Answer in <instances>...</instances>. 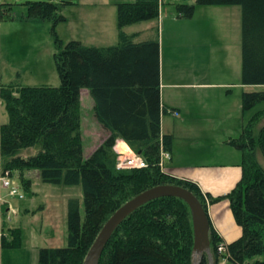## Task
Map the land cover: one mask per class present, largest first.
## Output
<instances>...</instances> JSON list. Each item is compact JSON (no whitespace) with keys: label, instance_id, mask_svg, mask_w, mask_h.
<instances>
[{"label":"trees","instance_id":"trees-1","mask_svg":"<svg viewBox=\"0 0 264 264\" xmlns=\"http://www.w3.org/2000/svg\"><path fill=\"white\" fill-rule=\"evenodd\" d=\"M75 4L73 0L27 1L26 15L49 20L54 26L65 20L63 9ZM230 5L241 8V84L264 86V0H195L192 4H176V11L180 17L191 18L197 6ZM160 6L161 0L118 3L115 45H85L78 40L63 44L55 37L58 86H28L19 79L0 86V100L7 114V121L0 125L2 173L10 177L18 173L25 191L31 187L25 173L36 172L43 183L79 185L83 192V216L77 206L68 210L67 244L39 249L38 264H82L111 214L151 187H184L206 208L194 182L169 175L162 166V154L171 151V136L160 130L159 41L155 37L136 42L135 34L121 30L157 18ZM82 89L89 91L94 117L108 132L86 158L80 134ZM241 103L245 110L264 103V91L243 92ZM262 111L264 108L232 141L242 152L241 178L225 196L241 228L240 237L226 245L225 256L234 264H264L260 258L264 255V131L257 134L255 130ZM117 139L139 153L147 166L117 168ZM27 150L34 153L24 156ZM208 198L210 204L218 200ZM173 202L186 205L178 198H159L130 214L106 244L99 264H188L190 250L187 244L178 242L181 226L170 207ZM9 231L11 238L4 237L1 247L20 244L21 232L16 240L13 234L17 231ZM210 242L215 252L218 243H223L212 227Z\"/></svg>","mask_w":264,"mask_h":264},{"label":"rangeland","instance_id":"rangeland-1","mask_svg":"<svg viewBox=\"0 0 264 264\" xmlns=\"http://www.w3.org/2000/svg\"><path fill=\"white\" fill-rule=\"evenodd\" d=\"M2 1V8L5 6V9H1L0 14V76L2 82L6 83L11 79H20L23 84L28 86H54L60 83L54 60V53L56 52L55 37L59 38L63 44L69 40H80L88 45L93 43H112L114 40L113 30L115 26H117V4H112V1L117 3L129 0H73L77 2V5H68L64 8L62 14L65 20L60 21L54 26L49 20L28 17L26 15L25 2L36 0ZM194 1L195 0H162L161 2L162 6L157 31L159 46L163 48L164 52V69L168 76L171 77L169 73L171 69L170 66L167 65V63H169L167 56L169 57V52H171L170 49H177L179 46L181 48H190L193 51L208 48L209 51L214 50L216 56L212 60L217 63L220 61L218 57H226V55H224V49L228 47L235 62V66L232 64L231 68L227 69L232 79L231 81L236 82L237 80L236 66L238 55L240 56V95L242 94V89H249L248 92L264 91V86H246L242 88L243 85H241L242 16L240 6H197L193 15V20L189 24L185 25L183 21H172V16L174 18L177 14L176 3H194ZM6 8L10 9L6 11ZM217 8L221 9L218 10ZM135 26L134 24L130 27H126V30L132 31L133 28H138ZM98 30H103L104 36H100L101 31ZM198 50L192 53L191 57L188 59L190 65L180 66L178 68L179 77L184 78L186 76L185 78L187 81H191L196 77L200 79L199 76L194 75L201 69V79H209L211 82L218 83L224 82L228 75L221 74L218 69L209 68L210 74L205 71V67L202 63L204 58L200 59V57L197 56ZM234 88V93L237 94L236 88L238 87L235 86ZM80 101V134L83 156L87 157L102 134L98 128L100 125L94 117L93 99L86 89L81 91ZM263 108L264 103L254 105L247 110L242 108L241 121L243 123L246 121L245 123H247L258 110ZM170 114H173L174 117L168 115L169 118L164 121L165 127L163 126L165 131L170 130L174 133V136L171 135V151L168 153L164 152L162 157V166L165 172H167L166 168H170L171 153L173 157L172 160H175V143H178V147L180 146V150L182 149V151H188L192 146L200 143V147H204L203 150L207 148V151L212 154L211 158H207L209 163H222L226 165L225 163H232L235 161L238 162L241 168V150L236 149L237 147L232 145L233 148H230V154H228V147H220L224 140L223 136L227 133V128H223V134L220 132H210L211 129L214 130L216 126L206 124L204 120L200 119L203 118V116L198 112L192 114L193 116L190 118L187 125L178 127L176 125H178L179 117L176 118V116H179V113L171 111ZM259 116L261 117H259L255 123L257 134L264 131V111H262V114H259ZM172 122H174V125ZM242 122H240V128H238L236 122L234 126L231 127V129L235 131L234 136L231 137L235 139H231L230 143L238 138L239 132L242 131L244 127ZM200 131L206 134L200 133ZM172 176L188 181L187 178L181 175ZM39 183V185H37L38 183L34 185L33 190L22 191L26 198L25 201L34 198L32 192L36 193L35 200L33 199L34 206H42L45 208L42 210L43 212L41 214L43 217V225L41 228L39 227L40 217L38 213H35V215L32 216L31 223H27L23 232L21 231L20 244L14 247L20 249L14 256H10L9 251H7V256L2 264H33L34 260L37 263V252L34 253L33 249L29 250L27 243L32 246L43 247H52L53 245L60 247L67 244V210H69L71 206H77L80 214L82 216L84 214L83 192L79 185H51L41 181ZM235 187L236 185L231 186L226 194L228 195ZM201 194L204 197L206 208L208 209L210 199L208 195L203 194L202 191ZM226 194L222 197H220L221 195L217 196L212 194L210 197L213 199L218 198L217 202L225 201L228 203L226 200L227 198H225V196H227ZM5 198L10 205H16V203L20 201L17 196L9 194L8 189L5 191ZM170 207L180 220L182 242L180 240H178V242L180 245L187 244V248L190 250L188 264H191L193 256V228L190 211L186 205L177 202H173ZM228 207L230 208L229 203ZM13 215V223L15 222V224L12 223L13 227H9L7 223H10V221L7 218L9 217V219L12 220ZM16 215H18V210L16 208L13 209V207L7 204L2 205L0 210V218L2 220V222H0V246L2 245V239L6 236H10V228L12 231H17L14 232L13 235H17V238H15L18 240V234L20 232L18 226L20 222ZM29 215L27 214L26 217H29ZM6 219L8 221H6ZM178 236L179 235H177V237ZM10 248L12 247H9V249ZM211 251L213 256H217L216 259L218 263L216 262V264H234L225 256L227 252L225 243H218L216 252L213 250L211 244ZM107 257L108 254L104 255V261ZM260 258L264 259V255Z\"/></svg>","mask_w":264,"mask_h":264},{"label":"crops","instance_id":"crops-1","mask_svg":"<svg viewBox=\"0 0 264 264\" xmlns=\"http://www.w3.org/2000/svg\"><path fill=\"white\" fill-rule=\"evenodd\" d=\"M134 1L135 0H129L125 2H134ZM75 3L77 5V2ZM118 3H123V2L116 3L112 1V4L114 5ZM176 4H180V3H176ZM187 4H192V3H187ZM161 6H160V10H161ZM8 9L10 8H6V11ZM217 9L219 10L221 8H217ZM160 10H159V15L157 18L135 23L136 25L135 27H138V28L136 29L133 28L132 31L126 30V27L131 26V25H128L121 29L122 32L128 35L135 34L136 42H139L145 39L149 40L155 37H157L159 41L157 30H158V21L160 19ZM192 20H193V16L191 18L180 17L178 16V14H176L174 18L172 16V21H178V22L183 21L185 25L189 24ZM98 31H101L100 36H104L103 30H98ZM113 31H114V40L112 43L103 44V43H93L92 42L93 44H89V45H93V46L115 45L118 41V35H119L118 25L115 26ZM83 44L88 45L86 43H83ZM170 50L171 52H169V57L167 56V58L169 59V63H167V65L170 66L171 71H169V73L171 77L168 76V74L166 73L164 69V63H165L163 60L164 52H163V48L162 47L160 48L159 46L160 100H161V105L163 109L162 114H161V120H160L161 133L174 136V133H172V131L170 130L165 131V129L163 128V126L165 127L164 121L167 118H169V116L174 117L173 114H170L171 111H176L179 113V116H176V118L179 117L178 125H176L178 127L187 125L189 123L190 118H192L193 116L192 114L194 112H198L199 114H201V116H203V118H200V119L204 120L206 124L210 126L211 125L216 126V128L214 130L211 129L210 132L222 133L223 128L228 129L227 133H225V135L223 136L224 140L220 147L221 148L228 147L227 153L230 154V148L232 149L233 146H235L233 143H230L231 139H235L231 137V136H234L235 134L234 129H231V127H233L236 122L238 128H240V122H242L241 121V110H242L241 95L242 94L240 95V92H239L240 56L238 55V61H237V66H236L237 80L235 82V81H231L232 79L230 78L229 73L227 72V69H230L232 64L235 66L234 59L232 58L233 55L229 51L228 47L227 48L225 47L224 49L225 50L224 55H226V57L225 56L218 57L220 61H218L217 63L213 62L212 60L216 56L214 53V50L209 51L208 48L199 49V50L197 49L198 50L197 56L200 57V59L204 58L202 63L207 73L210 74L209 68L210 69L216 68L221 72V74L228 75V76L224 82H221V83L211 82L209 81V79H201L202 71L200 69L196 72L197 75L196 74L194 75V76H199L200 79L196 77L191 81H187V79L185 78L186 76L184 78L179 77L178 68L180 66L190 65V63L188 62V59L191 57L192 53L196 52L197 50L193 51L190 48H187V47L181 48L180 46L177 49L173 48ZM165 73L167 76L165 75ZM14 80L15 79H11L7 81L6 83H4L2 82V79L0 76V86L3 84H8ZM19 81L21 82L20 79ZM58 85L59 83L54 86H58ZM235 86L238 87L236 88L237 94L234 93ZM243 87H246V86H242V88ZM242 90H243L242 91L243 93V92H248L249 89L248 90L242 89ZM81 91H83V89ZM81 91H80V94H81ZM86 91L89 94V91L87 89ZM93 105H94V101H93ZM6 121H7L6 110H5L4 104L0 100V125H2ZM172 123L174 125V122ZM244 123H243V126L247 124V123L245 124ZM80 124H81V120H80ZM98 128L100 129V133L102 135L99 137V140L94 145L92 151L95 148H97V146L108 135V132L104 130L101 126H98ZM240 132H239L238 138L241 134ZM200 133H204V132L200 131ZM209 146L213 147L211 145ZM174 148H175V151H174L175 160L174 161L172 160L173 157L171 153L170 163H169L170 168H166V171L169 174H172L175 176L181 175L187 178L189 181L194 182L200 188L203 194H206L208 196H211L212 194H215L217 196H220V195L224 196L226 192L228 193L231 186H235L241 178L242 171H241V168L238 162L233 161L232 163H225L226 165L222 163H209L207 158H211L212 154L207 151V148L203 150L204 147H200V143L198 145L192 146L188 151H182V149L180 150V146L178 147V143L174 144ZM236 149L239 150V148H236ZM114 150L117 154L124 155V156H129L131 155V152H133L129 148V146L121 139L116 140ZM31 153H34V150H27L23 153V155L27 156L28 154H31ZM0 170H1V161H0ZM15 173L16 172L13 173L10 179L12 183L21 190V193L24 194L23 193L24 190L21 188L19 179L17 178L19 174L18 173L15 174ZM25 177H28L31 180V187L29 191L33 190V187L36 183H38L37 185L40 184L39 183L40 180L36 172H26ZM5 191L6 189L0 187V210L2 208V205H6V204L13 207V209L16 208L18 210V215L16 216H18V219L20 222V225L18 226L20 228V232L21 231L23 232V229L25 228V225L27 223L29 224L31 223L32 216L35 215V213L39 214V217H40V218L38 217L40 221L39 227L41 228L43 225L42 223L43 217L41 214L43 212L42 210H44L45 208H43L42 206L41 207L34 206L33 202L35 200L36 193L32 192V194H34V198H30L29 200L25 201L26 198L24 195L23 199L19 198L20 201L16 203V205H10V203L5 198ZM207 212H208V217H209L212 228L216 231V233L219 235V237L221 238L222 242L225 243V245L233 242L234 240L240 237L241 228L236 224L233 218V215H232V211L228 207L227 202L224 201V202H216L213 204H209ZM27 214L28 215L30 214L29 217H26ZM67 216H68V213H67ZM12 218H13L12 220H10L9 217L7 218L10 221V223H7L9 227H13V224H15V222L13 223L14 215L12 216ZM7 219L6 221H8ZM0 222H2L1 218H0ZM66 223H67V219H66ZM27 245L29 246V250L33 249L34 253L37 252V263L34 260L33 264H38L39 249L46 248V247L32 246L29 243H27ZM65 245H62L60 247H63ZM52 247H58V246L53 245ZM19 249L18 248L9 249V247H0L1 264L3 263V260L7 256V251H9L10 256H14L16 255L15 253ZM262 260L264 261V259Z\"/></svg>","mask_w":264,"mask_h":264},{"label":"water","instance_id":"water-1","mask_svg":"<svg viewBox=\"0 0 264 264\" xmlns=\"http://www.w3.org/2000/svg\"><path fill=\"white\" fill-rule=\"evenodd\" d=\"M139 154V153H138ZM174 197L186 203L190 210L193 228L192 263L215 264L210 243V220L199 199L188 189L171 184L151 187L122 204L105 221L95 240L87 251L82 264H99L101 254L119 225L142 205L159 198Z\"/></svg>","mask_w":264,"mask_h":264},{"label":"built area","instance_id":"built-area-1","mask_svg":"<svg viewBox=\"0 0 264 264\" xmlns=\"http://www.w3.org/2000/svg\"><path fill=\"white\" fill-rule=\"evenodd\" d=\"M1 0H0V14H1ZM147 166L146 162L138 155L133 154L130 157L127 158H119L118 159V163H117V168L119 169H142L145 168ZM0 183L1 186L4 188H8L9 189V194L11 195H17L19 198H22V194L19 193V191L14 188L11 187V183L10 180L4 176L0 179Z\"/></svg>","mask_w":264,"mask_h":264},{"label":"flooded vegetation","instance_id":"flooded-vegetation-1","mask_svg":"<svg viewBox=\"0 0 264 264\" xmlns=\"http://www.w3.org/2000/svg\"><path fill=\"white\" fill-rule=\"evenodd\" d=\"M201 264H207V260H206V258H204V259L202 260Z\"/></svg>","mask_w":264,"mask_h":264}]
</instances>
